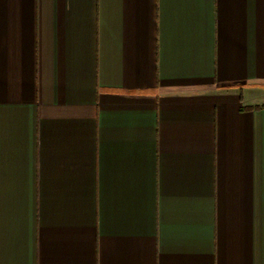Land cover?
Wrapping results in <instances>:
<instances>
[{
	"label": "crops",
	"instance_id": "0c3cea01",
	"mask_svg": "<svg viewBox=\"0 0 264 264\" xmlns=\"http://www.w3.org/2000/svg\"><path fill=\"white\" fill-rule=\"evenodd\" d=\"M0 264H264V0H0Z\"/></svg>",
	"mask_w": 264,
	"mask_h": 264
}]
</instances>
